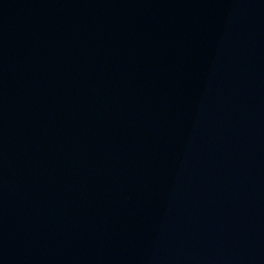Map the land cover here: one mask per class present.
<instances>
[{"label": "water", "instance_id": "1", "mask_svg": "<svg viewBox=\"0 0 264 264\" xmlns=\"http://www.w3.org/2000/svg\"><path fill=\"white\" fill-rule=\"evenodd\" d=\"M0 264H264V0H0Z\"/></svg>", "mask_w": 264, "mask_h": 264}]
</instances>
